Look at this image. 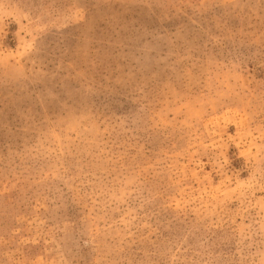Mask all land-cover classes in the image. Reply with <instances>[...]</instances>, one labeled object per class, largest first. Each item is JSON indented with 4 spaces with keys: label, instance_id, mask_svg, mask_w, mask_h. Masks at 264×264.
Returning a JSON list of instances; mask_svg holds the SVG:
<instances>
[{
    "label": "rangeland",
    "instance_id": "rangeland-1",
    "mask_svg": "<svg viewBox=\"0 0 264 264\" xmlns=\"http://www.w3.org/2000/svg\"><path fill=\"white\" fill-rule=\"evenodd\" d=\"M0 264H264V0H0Z\"/></svg>",
    "mask_w": 264,
    "mask_h": 264
}]
</instances>
